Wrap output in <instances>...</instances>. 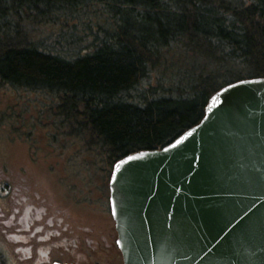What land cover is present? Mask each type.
Returning a JSON list of instances; mask_svg holds the SVG:
<instances>
[{
	"label": "trees",
	"instance_id": "1",
	"mask_svg": "<svg viewBox=\"0 0 264 264\" xmlns=\"http://www.w3.org/2000/svg\"><path fill=\"white\" fill-rule=\"evenodd\" d=\"M250 78H264V0H0V87L40 98L50 140L93 156L107 192L115 162Z\"/></svg>",
	"mask_w": 264,
	"mask_h": 264
},
{
	"label": "water",
	"instance_id": "2",
	"mask_svg": "<svg viewBox=\"0 0 264 264\" xmlns=\"http://www.w3.org/2000/svg\"><path fill=\"white\" fill-rule=\"evenodd\" d=\"M108 207L122 264H264V78L222 87L196 125L115 162Z\"/></svg>",
	"mask_w": 264,
	"mask_h": 264
},
{
	"label": "rangeland",
	"instance_id": "3",
	"mask_svg": "<svg viewBox=\"0 0 264 264\" xmlns=\"http://www.w3.org/2000/svg\"><path fill=\"white\" fill-rule=\"evenodd\" d=\"M52 122V112L42 108L40 98L0 87V264H33L44 257L45 252H34L39 258L22 259V250L13 248L30 244L16 234L31 240L45 219L56 245L53 260L61 257L59 251L74 247L83 261L122 264L114 245L106 176L84 166L93 156L79 155L69 139L59 136L53 143ZM15 207H22L28 220L19 231L10 218L17 217Z\"/></svg>",
	"mask_w": 264,
	"mask_h": 264
},
{
	"label": "flooded vegetation",
	"instance_id": "4",
	"mask_svg": "<svg viewBox=\"0 0 264 264\" xmlns=\"http://www.w3.org/2000/svg\"><path fill=\"white\" fill-rule=\"evenodd\" d=\"M1 196V193H0ZM2 197V196H1ZM14 211L17 212V217L16 215H12L10 218L14 222V229L15 231H19L21 229V225H26L28 224V220L24 219L23 216L25 215V212L23 213L22 207L20 208H14ZM8 218V217H7ZM43 220L42 225H38L34 230L38 231L37 235L35 237H31V240L24 238L22 235L16 234L18 236L19 241L27 242V240L30 242L28 245H18L13 248V252H17L18 249H21V254H22V259H27L30 256L33 255L34 252L40 253V252H45L44 257H40V259H37L39 257H35L33 255V259H37V263L33 262V264H94L90 263L89 261L85 260L83 261L81 258V255L78 254V251L76 249L72 248H65L62 251H59L61 257L58 259L53 260L51 258V255L53 253V243L51 242V237H52V225L50 224L49 221L45 222ZM46 223V224H45ZM57 231V230H56ZM112 231L115 234L114 230V225ZM56 233V232H55ZM46 242H50L49 244H45ZM44 243V244H42ZM72 249V250H71ZM58 251V250H57ZM19 259V258H18Z\"/></svg>",
	"mask_w": 264,
	"mask_h": 264
},
{
	"label": "snow or ice",
	"instance_id": "5",
	"mask_svg": "<svg viewBox=\"0 0 264 264\" xmlns=\"http://www.w3.org/2000/svg\"><path fill=\"white\" fill-rule=\"evenodd\" d=\"M179 143V142H178ZM131 159V158H130Z\"/></svg>",
	"mask_w": 264,
	"mask_h": 264
}]
</instances>
